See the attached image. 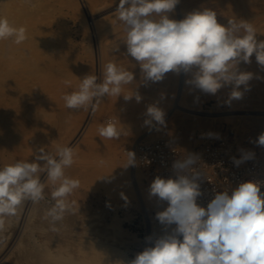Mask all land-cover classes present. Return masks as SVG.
I'll return each mask as SVG.
<instances>
[{
	"label": "rangeland",
	"instance_id": "1",
	"mask_svg": "<svg viewBox=\"0 0 264 264\" xmlns=\"http://www.w3.org/2000/svg\"><path fill=\"white\" fill-rule=\"evenodd\" d=\"M118 2L0 0V17L18 28H29L28 39L20 45L0 40V72L8 73H0V168L16 161L32 162L41 148L54 154L57 145L69 146L76 160L65 175L80 181L68 198L77 202L74 210L55 224V231L45 219L54 204L50 182L44 200L24 201L16 215L5 218L0 230V264H127L151 246L146 237L164 234V226L155 217L167 203L149 195L151 181L142 169L124 167L126 152L135 141L172 139L190 154L200 133H227L264 162V147L255 143L264 133V68L255 54L250 64L239 65L241 71L253 73L248 90L241 86L243 97L230 104L226 101L231 86L215 95L205 94L186 83L191 73L169 72L162 81L145 82L139 64L126 55ZM206 8L216 11L218 23L224 26L229 19L251 22L257 40H264V0H180L169 18L182 20ZM22 59L31 68L26 79L17 70ZM6 60L17 68L12 70ZM109 62L133 71L134 84L124 86L122 94L131 95L134 90L142 100L105 97L95 114L91 109L66 108L63 96L76 91L87 75H96L100 82ZM150 105L164 111L166 126L155 122L145 126L144 114ZM114 118L125 134L119 140L100 137L98 127ZM45 177L42 174L41 180Z\"/></svg>",
	"mask_w": 264,
	"mask_h": 264
},
{
	"label": "clouds",
	"instance_id": "2",
	"mask_svg": "<svg viewBox=\"0 0 264 264\" xmlns=\"http://www.w3.org/2000/svg\"><path fill=\"white\" fill-rule=\"evenodd\" d=\"M179 2L119 0L116 12L126 33V55L139 64L145 82L162 81L169 72L191 73L186 83L201 92L215 95L220 89L231 86L226 103L241 99L244 95L241 86L247 91L253 78V73L239 69L241 62L250 64L255 54L257 63L264 68V40H257V29L251 22L238 19H229L224 26L218 23L216 11L210 8L188 13L182 20L170 19L169 13ZM27 39L26 28H17L6 17H0V40L20 45ZM115 51H119L118 47ZM80 81L76 91L63 96L65 107L91 109L95 114L105 97L123 95L124 86L134 84L135 76L133 71L109 62L104 66L100 82L92 74ZM64 84L70 86L71 81ZM133 96L138 103L142 100L134 90L131 95H123L125 100ZM144 115L145 126H152L153 122L166 126L165 113L156 105L148 106ZM97 131L105 139L119 140L125 134L117 118L101 124ZM255 143L264 147V133ZM39 153L32 162L16 161L0 168V230L5 218L16 215L24 201L44 200L49 182L54 186L51 192L54 204L47 209L45 219L49 220L53 231L55 224L74 210L77 202L68 198L80 187V181L65 175V169L75 163L74 148L57 145L54 154L43 148ZM241 153L239 160L233 158L237 166L254 157L252 151L241 150ZM126 155L124 167L135 166V153L128 151ZM103 163L101 160L100 164ZM198 165L199 156L190 153L173 163L174 178L157 176L153 180L149 195L167 203L155 217L165 231L155 239L146 237V243L151 246L145 247L127 264H264L261 184L240 183L231 193H216L207 207H203L197 203L202 195L200 181L204 176ZM42 174H46L44 181Z\"/></svg>",
	"mask_w": 264,
	"mask_h": 264
},
{
	"label": "built area",
	"instance_id": "3",
	"mask_svg": "<svg viewBox=\"0 0 264 264\" xmlns=\"http://www.w3.org/2000/svg\"><path fill=\"white\" fill-rule=\"evenodd\" d=\"M241 150L244 149L227 133L219 136H210L208 133L198 135L192 154L199 156L198 166L204 172L200 181L202 195L197 199L200 206L207 207L216 193L223 191L231 193L243 182H259L261 193H264V162L254 156L237 166L233 158L239 160ZM130 151L135 153L137 167L145 172L151 182L157 176L165 179L174 178L173 163L187 155L172 139L154 142L135 141Z\"/></svg>",
	"mask_w": 264,
	"mask_h": 264
},
{
	"label": "bare ground",
	"instance_id": "4",
	"mask_svg": "<svg viewBox=\"0 0 264 264\" xmlns=\"http://www.w3.org/2000/svg\"><path fill=\"white\" fill-rule=\"evenodd\" d=\"M13 19L15 20V18H13ZM17 19H18V18H17ZM17 19H16V20H17ZM18 20L20 21V19H18ZM13 23H14V21H13ZM19 25H20V24H19ZM19 25H18V26H19ZM22 25H23V24H22ZM20 26H21V25H20ZM15 27H16V26H15ZM17 28H18V27H17ZM26 28H27V27H26ZM26 30H27V33L29 34V28H27ZM32 31H33V30H32ZM31 36H32V35H31ZM28 37H29V35H28ZM37 39H38V38H37ZM33 41H34V40H33ZM38 41H39V39H38ZM38 41H36V42L38 43ZM40 41H42V40H40ZM40 43H41V42H40ZM38 44H39V43H38ZM44 45H45V44H44ZM1 46H2V45H1ZM1 46H0V47H1ZM31 46H32V45H31ZM36 46H37V45H36ZM49 46H50V45H49ZM49 46H46V47H49ZM3 47H4V44H3ZM40 47H41V46H40ZM42 47H43V46H42ZM49 48H51V47H49ZM38 49H39V48H38ZM1 50H2V49L0 48V52H2ZM7 50H8V49H7ZM4 51H6V49H4ZM33 52H34V51H33ZM38 52H39V51H38ZM3 53H4V52H3ZM1 54H2V53H1ZM17 54H19V53H17ZM2 55H3V54H2ZM10 55H11V54H10ZM14 56H15V55H14ZM0 58H1V55H0ZM13 58H14V57H13ZM15 59H16V58H15ZM10 60H11V59H10ZM26 60H27V59H26ZM31 60H32V59H31ZM6 61H7V60H6ZM18 61H20V60H17V62H18ZM21 61H23V59H22ZM7 62L9 63V61H7ZM35 62H36V61H35ZM28 63H29V62H28ZM32 63H33V62H32ZM9 64L12 66V67L10 66V67L12 68V70H14L15 68H17V67H14L11 63H9ZM29 64H30V63H29ZM4 65H5V67H6V65H8V64H5V63H4ZM30 65H31V64H30ZM20 66H21V67H20L19 69H17V70L21 71V76H20V77H21L22 79H23V78L26 79V77H28V75L30 74V71H29V70H31V68H29L30 66H28L27 63H24V61L22 62V64H21ZM1 67H2V66H1ZM3 68H4V67H3ZM12 70H11V71H12ZM1 72H2V71H1ZM1 72H0V73H1ZM8 72H9V71H8ZM15 72H17V71H15ZM2 73H3L4 76L8 75V73H5V72H2ZM17 73L20 74V72H17ZM32 73H33V72H32ZM15 74H16V73H15ZM13 76H14V75H13ZM15 76H17V75H15ZM2 78H5V77H2ZM2 78H1V80H2ZM14 78H15V77H14ZM8 79H9V78H8ZM4 80H5V79H3V83H4ZM1 82H2V81H1ZM8 82H9V81H8ZM13 82H14V81H13ZM17 82H18V81H17ZM11 84H12V83H11ZM0 85H1V84H0ZM2 85H3V84H2ZM2 85H1V86H2ZM4 85H5V84H4ZM2 87H3V86H2ZM6 87H7V85H6ZM8 88H9V90H10L9 85H8ZM5 89H6V88H5ZM5 89H4V90H5ZM4 90H3V91H4ZM6 90H7V89H6ZM6 90H5V91H6ZM9 90H8V91H9ZM16 90H17V89H16ZM23 91H24V90H23ZM12 92H13V91H12ZM15 92H16V91H15ZM10 93H11V91H10ZM1 94H2V92H1ZM5 94H6V93H5ZM12 94H14V93H12ZM15 94H16V93H15ZM27 94H28V93H27ZM23 95H24V94H23ZM15 96H16V95H15ZM8 97H9V96H8ZM13 97H14V96H13ZM16 97H17V96H16ZM10 98H12V97H10ZM14 98H15V97H14ZM14 98H13V99H14ZM19 99H20V98H19V96H18V100H19ZM11 100H12V99H11ZM13 101H14V100H13ZM20 101H21V100H20ZM24 101H25V100H24ZM18 102H19V101H18ZM13 103H16V102H13ZM14 110H15V109H14ZM16 110H17V109H16ZM176 142H177V141H176ZM178 143H179V142H178ZM179 145H180V143H179ZM181 148H182V147H181ZM151 183H152V182H151ZM141 184H142V183H141ZM141 187H142V186H141ZM55 251H56V250H55ZM62 253H63V252H62ZM53 256H54V255H53Z\"/></svg>",
	"mask_w": 264,
	"mask_h": 264
}]
</instances>
